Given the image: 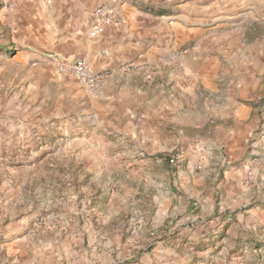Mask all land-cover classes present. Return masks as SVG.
<instances>
[{"label":"rangeland","instance_id":"1","mask_svg":"<svg viewBox=\"0 0 264 264\" xmlns=\"http://www.w3.org/2000/svg\"><path fill=\"white\" fill-rule=\"evenodd\" d=\"M65 5L66 0H0V132L2 147L11 149L0 154V264H209L213 257L217 260L221 254L217 246L231 245L227 237L219 236L213 243L177 236L180 227L192 226L178 223L186 211V187L190 188L179 174H173L181 165L180 152L118 160L107 156L100 176L95 173L97 165L86 166L97 160L90 143L102 147L107 143L97 128L105 118L92 116L87 99L61 85L54 64L49 69L42 66L43 59L30 57L25 42L57 30L64 22ZM175 8L187 14L192 11L193 18L206 23L205 34L197 39L219 68V76L211 78L218 90L208 94L212 111V100L221 104L234 88L240 85L244 90L240 100L246 114L241 121H216L211 111L209 118L214 121L203 136L213 142L215 125L221 128V144L229 140L230 128L236 130L237 139L238 134L246 136L238 161L245 159L249 172L237 213L246 221L256 210L261 227L237 229L248 248L254 249V238L260 240L258 248L263 247L260 260L248 264H264V0H178ZM7 42L15 45L5 49ZM219 107L220 113L227 111ZM220 150V158L229 159L224 146ZM65 151L82 152L81 163L74 154L62 157ZM172 157L177 160L174 165L169 161ZM146 159L150 163H144ZM194 167L199 172L200 161ZM217 167L222 172L228 165L221 162ZM209 168L211 164L208 176L214 180L216 170ZM155 183L161 185L154 196ZM218 191L220 203L236 200L231 195L222 200L225 194ZM173 194L175 215L157 225L154 212L162 203L170 206ZM167 231L172 235L161 238ZM160 240H164L162 250L156 247ZM244 250L238 254L232 247L226 253L228 262L246 264L250 250Z\"/></svg>","mask_w":264,"mask_h":264},{"label":"crops","instance_id":"2","mask_svg":"<svg viewBox=\"0 0 264 264\" xmlns=\"http://www.w3.org/2000/svg\"><path fill=\"white\" fill-rule=\"evenodd\" d=\"M176 5L178 0H66L63 24L41 37L28 38L25 41L30 48L28 54L43 59L42 66L49 69L54 64L58 70L62 62L84 58L97 70L106 71L107 75L95 96L87 95L74 76L59 71L60 74L55 76L65 89L72 88L78 97L87 99L92 116L105 118L97 128L107 143L104 147L90 143L91 153L97 160L86 166L97 165L99 168L96 166L95 173L100 176L107 156L113 155L118 160L134 155L149 158L180 152L178 162L181 165L173 174H179L180 181L190 188L186 187V211L181 212L178 223H192V226L180 227L177 236L213 243L216 238L217 242L220 240L219 236L227 237L231 245L225 242L217 246L221 254L217 260L213 257L209 264H227L226 253L232 247L238 254L244 249L250 250L243 261L248 264L252 259L260 260L263 247L258 248L260 240L254 238V249L248 248L237 229L248 226L258 230L261 227L256 210L250 212L246 221L243 214L237 213L239 200L243 196L242 189L245 188L244 179L249 172L245 159L238 161L244 153L247 139L243 134H238L237 139L236 130L230 128L227 132L229 140L221 144L219 125L211 130L216 135L213 142H207L204 138V130L209 122L214 121L209 118L212 108L208 103V94L210 90H218L211 78L219 76V68L216 62L213 63L207 46L197 39L205 34L204 20L193 18L192 11L190 14L179 12ZM101 6L112 9L113 21L106 24L105 32L100 37L94 38L89 35V30L96 20L95 10ZM191 7L193 9V5ZM12 45L15 44L7 42L4 48L10 49ZM16 45L19 43L16 42ZM68 82L70 86H67ZM232 92L223 97L225 101L221 104L212 100L216 121H241L246 114V106L240 100L244 92L242 86L239 85ZM219 106L227 111L220 113ZM2 138L0 132V154L11 151L2 147ZM223 146L229 159L220 158V148ZM74 152L65 151L61 156L74 154L75 161L81 163L82 152ZM198 161L201 167L199 172L194 167ZM221 162L228 165L222 172L221 167H217ZM144 163L148 164L150 160L146 159ZM209 164V169L214 167L216 170L214 180L208 176ZM167 173L171 174L170 171ZM221 173L223 176L218 178ZM159 185L155 183L154 196L159 192ZM218 189L225 194L222 200H227L226 195L237 196L236 200L220 203ZM176 199L173 194L168 200L170 206L161 204L154 212V223L161 225L168 216L175 215L176 206L172 204H176ZM120 209L121 206L115 212ZM169 232L160 237L169 238L172 235ZM156 243L158 250L164 248V240ZM225 244L228 245L225 247Z\"/></svg>","mask_w":264,"mask_h":264},{"label":"built area","instance_id":"3","mask_svg":"<svg viewBox=\"0 0 264 264\" xmlns=\"http://www.w3.org/2000/svg\"><path fill=\"white\" fill-rule=\"evenodd\" d=\"M95 14V23L89 30V35L94 38L100 37L105 32L106 24L113 21L112 9L107 6L97 8ZM58 71L74 76L83 87L85 93L90 96L98 94L100 84L107 75L106 71L97 70L93 64L84 58L75 62H62L58 66ZM169 161L171 164H175L177 160L172 157Z\"/></svg>","mask_w":264,"mask_h":264}]
</instances>
